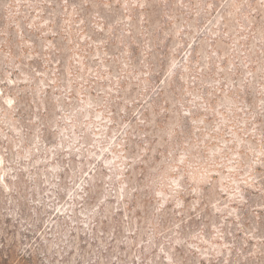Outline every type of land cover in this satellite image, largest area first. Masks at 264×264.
Segmentation results:
<instances>
[{
	"label": "rangeland",
	"instance_id": "obj_1",
	"mask_svg": "<svg viewBox=\"0 0 264 264\" xmlns=\"http://www.w3.org/2000/svg\"><path fill=\"white\" fill-rule=\"evenodd\" d=\"M212 1L0 0L14 264H264V0Z\"/></svg>",
	"mask_w": 264,
	"mask_h": 264
},
{
	"label": "trees",
	"instance_id": "obj_2",
	"mask_svg": "<svg viewBox=\"0 0 264 264\" xmlns=\"http://www.w3.org/2000/svg\"><path fill=\"white\" fill-rule=\"evenodd\" d=\"M217 2H218V0H215V1H212L211 2V4L213 5V6H215L216 4H217ZM250 30H255L254 29V27H251L250 28ZM131 51H133V52H135V48L133 47V48H131ZM248 54H250V53H248ZM251 60H253V58L251 59ZM190 64H191V61H190ZM236 68V74L238 75L239 74V72L241 71V69L240 68H238L239 67V65H236L235 66ZM249 67H250V69L251 70H253V71H256V69H257V66H256V64H254V66H250L249 65ZM188 68H190V67H188ZM156 75L153 77V80H159V76H160V70H157L156 72ZM154 73V74H155ZM125 84V83H124ZM124 84H121L120 86H122V85H124ZM158 84H159V86H160V84H161V81H159L158 82ZM53 85H55V84H53ZM242 87H244L243 89V91L244 92H247L248 90H249V87H248V84H245L244 86H242ZM234 91H237L238 93H242L241 91V89H239V88H235V90ZM232 92V91H231ZM241 98H242V96H240ZM151 100H150V102H149V104H152L153 106H155V105H158L162 100H163V98H162V89H160V87H159V89H157V92H156V94H153V96L150 98ZM166 104V103H165ZM245 104H248V101L246 100L245 101ZM206 105H209L208 104V102L206 103ZM249 105V104H248ZM167 106V105H166ZM242 107H244V109H246V111H249L251 108L250 107H248V106H246V105H244V104H242L241 105ZM166 108V107H165ZM233 111H234V109H232ZM189 113H187V115H188ZM262 114L264 115V109H263V111L260 113V114H255V116H253V113H251L249 116H245V117H243V119H245V120H250V119H252L251 120V123H260L261 122V119H262ZM142 115H144V114H142ZM167 118V114H165V115H163V116H161L160 117V120L161 121H163V120H165ZM179 134H181V133H183V134H185L186 135V133H184V131H182V127H181V129H179L178 131H177ZM179 137H180V135H179ZM137 189H135V191H136ZM136 202V201H135ZM134 202V203H135ZM172 203V202H171ZM170 206V205H169ZM261 213V212H260ZM263 213V212H262ZM261 217H263L264 218V213L263 214H261ZM264 221V219L261 221V222H259V223H257V226H260L261 225V228H262V222ZM259 228L257 227L256 228V230H258ZM2 247H5V248H1L0 249V264H14L15 263V258H14V256H13V253H12V250H10V249H8V248H6V246H5V242H3L2 241ZM16 264H26V259L25 258H20V260H18V262L16 263Z\"/></svg>",
	"mask_w": 264,
	"mask_h": 264
}]
</instances>
